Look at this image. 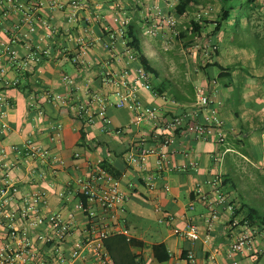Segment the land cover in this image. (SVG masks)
<instances>
[{"label":"crops","instance_id":"0c3cea01","mask_svg":"<svg viewBox=\"0 0 264 264\" xmlns=\"http://www.w3.org/2000/svg\"><path fill=\"white\" fill-rule=\"evenodd\" d=\"M168 1L78 0L79 5L73 8L75 18L69 21L67 13L71 9H51L48 0H44L41 19L55 28L54 35L47 39L50 56L26 74L19 87L4 90L11 106L8 108V129L0 135V146L30 137L54 148L63 160V167L50 182L37 184L49 192L46 211H74L76 230L62 246L66 253L82 237L80 227L86 219L83 213L75 210L77 196H70L68 202L61 201L56 191L66 187L73 178L88 174L101 159V164L106 165L104 169L119 179L126 196L123 211L115 220L117 227L126 231V235L117 234L137 240L129 251L136 256L138 264H186L183 257L187 251L193 252L197 264H232L233 260H237L238 264H264V228H260V224H255L258 234L252 251L231 255L226 252L229 242L241 230L240 221L247 211L243 207L240 209V204L256 209L245 201L240 188L251 190L264 203V35L261 30H252V26L247 30L242 24L243 33L239 34L242 41L238 42L245 48L241 49L237 44L234 46L235 41L229 33L214 37L212 28L205 27L204 32H208V36L203 34L194 38L191 46L198 44L199 47L190 53L188 49L191 46L182 47L186 40L182 42L185 38L179 33L183 34L186 30V20L189 22L193 17L189 16L193 10L177 15L175 4L172 6ZM167 16L177 19L175 29L178 36L162 24V18ZM114 17L128 20L124 31L126 43L137 56L143 54L156 70L151 74L153 92L141 90L138 93L144 105L156 106L162 118H169L194 102L197 90L208 88L211 91L213 81L216 83V98L221 102L218 111L224 122L226 143L216 145L213 138L196 140L191 135L178 134L175 143L168 148L169 165L179 167L193 160L197 162V167L167 169L160 173L152 189L144 185L143 171L130 166L124 159L131 141L141 135L147 138L150 126L146 123L139 126L130 124L133 112L115 108L112 105L115 87L103 82L105 76L119 78L125 71L131 76L140 66L138 61L128 59L120 38L115 40L112 50L103 47L109 30H118L119 24L114 22ZM147 28H152L155 34L147 35ZM128 31L134 35L138 49L130 45ZM250 37L252 42H249ZM4 38L0 24V40ZM203 39L217 43V52H209L210 47H200ZM250 45L253 48L246 49ZM179 49L196 59L199 67L193 60L181 64V69L171 66L169 61L174 54L178 57ZM152 57L158 59L157 64L150 61ZM200 59H204L203 64ZM240 59L249 62L247 72L240 66L243 62ZM206 63L211 67L206 68ZM65 75L69 78L68 82L63 80ZM94 93L107 97L110 103L106 110L111 120L109 130L102 129L97 117L92 123L81 125L74 116L72 107ZM53 94L64 96L66 104L55 106L49 102L48 96ZM57 123L62 126L60 136L57 141L51 142V126ZM146 144L151 143L147 141ZM225 148L228 151L223 158L213 160L212 154ZM183 151L188 155L185 156ZM75 153L79 154L78 158L74 157ZM155 159V155L149 156L151 171ZM25 172L22 171L24 179L21 187H36L33 186L36 183L27 181L29 176ZM213 173L221 176L222 191L227 198L226 202L218 205L217 218L207 229L205 218L209 213L205 204L195 198L194 189ZM203 189L208 190V187L203 185ZM190 204L194 209H189ZM228 205L233 207L232 211L227 208ZM187 225L198 227V240L191 241L173 233L174 228L182 229ZM157 244L164 246L167 258H164L163 250L155 252L154 245ZM47 254L50 255L51 250H47ZM109 261L114 264L111 258ZM77 264L99 263L94 259L92 250L86 247Z\"/></svg>","mask_w":264,"mask_h":264},{"label":"built area","instance_id":"2783aa9c","mask_svg":"<svg viewBox=\"0 0 264 264\" xmlns=\"http://www.w3.org/2000/svg\"><path fill=\"white\" fill-rule=\"evenodd\" d=\"M44 5V0H0V24L5 34V38L0 40V135L8 129V108L11 106L4 90L19 87L23 77L50 56L47 39L54 35L55 28L41 19L40 10ZM78 5V0H71L69 3L48 0V7L51 9H71L67 13L69 21L74 20L76 12L73 8ZM207 13V10L198 12L196 19ZM113 20L119 24L118 30H109L103 47L112 50L115 40L120 38L128 59L138 61L137 55L124 38L128 20L118 17ZM161 22L173 35L178 34L175 29L177 19L174 16L163 17ZM145 32L149 36L155 34L152 28H147ZM203 46L207 48L211 44L208 42L200 47ZM198 47V44L193 45L188 52L192 53ZM68 79V76H63L64 82H68ZM103 82L115 87V101L112 105L117 109L126 108L133 112L130 124L139 126L146 123L150 126L149 138L141 135L133 139L124 158L127 164L143 171V183L149 189L154 188L160 173L167 169L197 167V162L193 160L179 167L169 165L168 148L175 143L178 134L191 135L196 140L213 138L216 145L226 143L224 122L218 111L221 102L216 98L214 81L211 83V91L208 88L197 90L194 102L181 112L171 114L169 118H162L159 108L144 105L139 99V91L153 92L151 75L142 66L137 67L131 76L125 71L119 78L105 76ZM48 101L55 106L66 104V98L59 94L48 96ZM109 104L107 97L94 93L75 104L72 109L81 125L92 123L94 117H97L102 123V129L109 130L111 120L106 112ZM61 127L60 123L51 126V142L58 140ZM147 141L151 144L147 145ZM227 151L228 148H225L219 153H213V160L220 161ZM183 153L188 155L186 151ZM151 155L156 156L153 171L149 163ZM74 157L78 158L79 154L75 153ZM101 163V159L97 160L88 174L73 178L66 187L56 191V196L61 201L68 202L70 196H77L75 210L83 213L86 219V223L80 227L82 237L66 253L62 246L76 230L74 211H46L49 192L37 184L50 182L63 167V160L54 148L30 137L0 146V264H77L86 247L92 250L96 262L110 264L104 240L117 233L126 235V231L117 227L115 220L123 211L127 199L119 179L107 172ZM23 170L29 176L27 181H33L36 183L33 186L36 187H21ZM203 185L208 190L203 189ZM164 188L168 190L166 185ZM194 191L195 198L203 202L208 210L205 223L207 229H210L217 218L218 205L226 202L227 198L222 191L221 176L213 173L203 183L197 184ZM227 208L231 211L233 209L231 205ZM189 209H194L193 204L189 205ZM240 226L241 230L227 246L228 255L244 254L253 250L257 229L249 226L246 221ZM173 233L191 241L199 239L196 225L174 228ZM45 249L51 250V254L48 255ZM183 260L186 264H197L192 251H187ZM232 264H238V261L233 260Z\"/></svg>","mask_w":264,"mask_h":264},{"label":"trees","instance_id":"16d2710c","mask_svg":"<svg viewBox=\"0 0 264 264\" xmlns=\"http://www.w3.org/2000/svg\"><path fill=\"white\" fill-rule=\"evenodd\" d=\"M216 3L219 4V8L212 15L211 11H209L208 6H206L205 1L177 0V3L174 6L175 13L177 15L186 14L188 10L193 9H196L197 13L203 12L204 10H207L208 12L206 15H202L199 19H196V16L191 17L186 30L183 32V34L179 33V36H182L186 39L185 45L191 46L194 43V38L201 37L204 33H206L204 32V29H206L207 27L212 28L211 34L214 35V37H216L220 33H229L230 35H233L232 33H234L236 27H241L242 24L248 30L253 13L258 11V9L262 6L260 2H258V0H216ZM262 8L264 10V6H262ZM206 36H208V33H206ZM127 37L131 39V41L129 42L130 45L135 46L138 49V43L134 35L130 31H128ZM210 44L211 47L209 52H217V43L214 42ZM262 49L263 48H261V50ZM137 58L140 66H142L147 72H149L150 75L156 72V70L151 66L150 62L143 54H139ZM204 66L206 68L211 67V64L206 63ZM216 66L219 67L218 65ZM81 135H84L83 132L81 133ZM101 166L103 168H106L105 163L101 164ZM240 205V209H242L243 207L247 210L244 213V216L241 218V225L246 221L247 224L251 227H255V224H260V226H258L260 228H264L263 215H260L256 209L246 207V205L243 204ZM136 241L137 240L133 238H128L123 234H114L104 240V245L106 247L107 253L109 254L114 264H138V262L135 260L136 256L129 251L130 246L137 244ZM160 249L163 251L165 250L162 244L154 245L155 252ZM164 252V258H167L168 255L166 251Z\"/></svg>","mask_w":264,"mask_h":264},{"label":"rangeland","instance_id":"374dc122","mask_svg":"<svg viewBox=\"0 0 264 264\" xmlns=\"http://www.w3.org/2000/svg\"><path fill=\"white\" fill-rule=\"evenodd\" d=\"M200 1H205L206 2V6H208V8H209V11H211V14L213 15L215 12H216V10H217V8H218V6H217V3H216V0H200ZM176 2H177V0H169L168 1V3L170 4V3H172L171 5L173 6L174 4H176ZM258 2H260V4L262 5V6H264V0H258ZM262 6L258 9V11H256V12H254L253 13V15H252V17H251V20H250V26H252L253 28H252V30H254V29H256V30H261V32H262V35H264V12L262 11ZM191 12H193V13H190L189 14V16L190 15H192V16H197V11H196V9H193V11H191ZM187 17H188V15H187ZM185 25L187 26L188 25V20H186V23H185ZM242 27H236V29L234 30V33H232L233 35H232V39H233V41H235L234 42V46L237 44V46H238V48H241V49H244L245 47H244V45L243 44H239V42L238 41H242V37H240L239 36V34H242L243 33V29H241ZM241 29V30H240ZM206 33H208V32H206ZM206 33H204V34H206ZM204 38V37H203ZM186 39H184L182 42H184ZM250 40H252V38L250 37V39H249V42H252V41H250ZM207 40H205V39H203V41H202V45H204V44H207L208 42H206ZM186 43V42H185ZM185 43L184 44H182V47H185ZM253 48V46L252 45H250L249 46V48H246V49H252ZM174 49V48H173ZM176 49V48H175ZM245 49V52H247V50ZM234 50H236V48L234 49ZM237 52H240V50L239 49H237L236 50ZM242 52H243V50H242ZM176 55L174 54L173 55V57H171V60L169 61L170 62V64H172L171 66H175L176 68H178V69H181L182 67L180 66L181 64H186V62H189L190 60H193V61H195L194 60V58L193 57H189V55L187 56V53L185 52V53H183L182 52V50H180L179 49V51H178V57H175ZM245 58H247V55L245 54ZM203 60L204 59H200L199 60V62L201 63V64H203ZM257 61H258V58L256 59ZM150 61L153 63V64H157V62H158V59L157 58H154V57H152L151 59H150ZM240 61H243L242 59H240ZM248 64H249V62H247V61H243L242 63H241V67H242V69L244 70V71H246V70H249L248 69ZM195 66H198L199 67V65L197 64V62L195 61ZM250 68V67H249ZM251 68H253V67H251ZM247 72V71H246ZM179 77V76H178ZM183 77V76H182ZM182 77H181V79H182ZM211 90H212V87H211ZM241 190H240V193L243 195V198L245 199V201H247V203L249 204V205H251V206H253L254 208H256V209H258L259 210V212L261 213V214H263L264 213V203L258 198V195H256V194H254L251 190L249 191L248 189H246V188H240ZM152 223H154L153 221H152Z\"/></svg>","mask_w":264,"mask_h":264}]
</instances>
